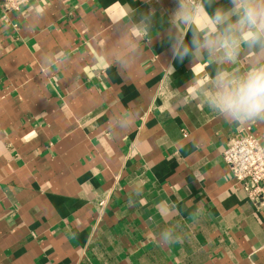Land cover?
Segmentation results:
<instances>
[{
    "label": "crops",
    "instance_id": "0c3cea01",
    "mask_svg": "<svg viewBox=\"0 0 264 264\" xmlns=\"http://www.w3.org/2000/svg\"><path fill=\"white\" fill-rule=\"evenodd\" d=\"M176 6L0 8V264H264V204L222 161L238 130L264 144V122L189 99L215 65L173 58L174 32L191 35Z\"/></svg>",
    "mask_w": 264,
    "mask_h": 264
},
{
    "label": "clouds",
    "instance_id": "9594fccd",
    "mask_svg": "<svg viewBox=\"0 0 264 264\" xmlns=\"http://www.w3.org/2000/svg\"><path fill=\"white\" fill-rule=\"evenodd\" d=\"M201 0H177L171 13L173 29L186 27L191 32L175 31L170 42L173 58L194 62L212 60L211 80L189 99L198 100L222 119L247 125L264 122V0H203L211 8L205 27L195 22ZM154 10L142 16L148 35ZM250 53V55H249ZM243 65V66H242ZM171 242L170 233L164 234Z\"/></svg>",
    "mask_w": 264,
    "mask_h": 264
},
{
    "label": "built area",
    "instance_id": "2783aa9c",
    "mask_svg": "<svg viewBox=\"0 0 264 264\" xmlns=\"http://www.w3.org/2000/svg\"><path fill=\"white\" fill-rule=\"evenodd\" d=\"M27 0H0L4 13L19 11ZM222 161L237 187L258 205L264 204V144L249 129L230 137ZM103 206V202H99Z\"/></svg>",
    "mask_w": 264,
    "mask_h": 264
}]
</instances>
